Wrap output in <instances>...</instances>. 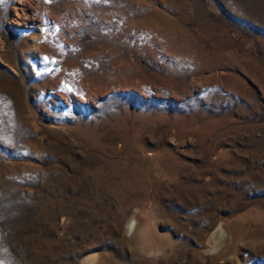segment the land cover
I'll return each mask as SVG.
<instances>
[{"label": "rangeland", "instance_id": "1", "mask_svg": "<svg viewBox=\"0 0 264 264\" xmlns=\"http://www.w3.org/2000/svg\"><path fill=\"white\" fill-rule=\"evenodd\" d=\"M0 264H264V0H0Z\"/></svg>", "mask_w": 264, "mask_h": 264}, {"label": "bare ground", "instance_id": "2", "mask_svg": "<svg viewBox=\"0 0 264 264\" xmlns=\"http://www.w3.org/2000/svg\"><path fill=\"white\" fill-rule=\"evenodd\" d=\"M228 228L223 227L222 225L219 227V230L212 236L214 238L212 246H214L213 250H219L220 248H223V244L228 241V236L226 235V230ZM220 241V245H218L216 242Z\"/></svg>", "mask_w": 264, "mask_h": 264}]
</instances>
